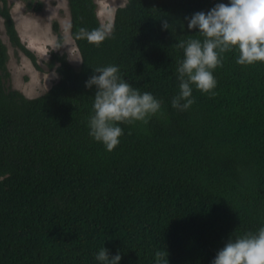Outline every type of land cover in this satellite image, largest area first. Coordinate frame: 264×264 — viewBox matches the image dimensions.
Returning a JSON list of instances; mask_svg holds the SVG:
<instances>
[{
    "label": "trees",
    "instance_id": "trees-1",
    "mask_svg": "<svg viewBox=\"0 0 264 264\" xmlns=\"http://www.w3.org/2000/svg\"><path fill=\"white\" fill-rule=\"evenodd\" d=\"M67 1L82 62L52 51L48 67L60 79L44 94L8 86L0 37V175L10 173L0 181V264H98L103 246L120 250V264H210L229 236L264 225V61L240 64L238 48L225 51L216 87L193 85L194 103L180 110L171 104L184 55L177 43L204 39L184 18L218 0H129L111 31L96 0ZM27 6L41 10L43 1ZM0 16L11 45L42 70L9 0H0ZM163 19L175 26L162 28ZM107 65L161 102L147 122L121 123L111 151L89 135L96 89L85 87Z\"/></svg>",
    "mask_w": 264,
    "mask_h": 264
},
{
    "label": "clouds",
    "instance_id": "clouds-1",
    "mask_svg": "<svg viewBox=\"0 0 264 264\" xmlns=\"http://www.w3.org/2000/svg\"><path fill=\"white\" fill-rule=\"evenodd\" d=\"M184 19L187 29H196L204 39L191 38L177 43L184 55L177 67L180 91L172 98L171 104L180 110H186L194 103L193 85L208 93L216 87L213 69L222 63L225 51L238 48L237 63L240 64L264 61V0H218L207 11H196ZM173 24L175 26V22L168 19L162 20L164 29H171ZM184 27L181 21L180 28ZM88 38L99 43L104 36L89 33ZM38 50L42 55L49 53L42 44ZM93 86L96 91L93 114L88 120L89 135L109 151L120 142L121 123L147 122L152 115L161 112L160 100L149 91L134 88L120 75L116 65L94 69L85 81V87ZM9 175L7 172L0 175V181ZM95 258L98 264H120L122 255L120 250L111 254L103 246ZM210 264H264V225L254 233L234 239L229 236Z\"/></svg>",
    "mask_w": 264,
    "mask_h": 264
},
{
    "label": "rangeland",
    "instance_id": "rangeland-1",
    "mask_svg": "<svg viewBox=\"0 0 264 264\" xmlns=\"http://www.w3.org/2000/svg\"><path fill=\"white\" fill-rule=\"evenodd\" d=\"M43 8L34 10L28 8L27 0H9L11 12L23 43L36 54L42 70L37 68L32 59L22 50L11 45L3 18L0 16V37L8 44L10 59L8 67L11 78L9 87L18 89L27 97L34 98L48 91L59 79L56 69H49L48 63L52 51L67 54L68 60L80 67L82 57L71 35V16L67 0H42ZM129 0H96L98 15L106 30L111 31L115 19V11ZM59 24V32L64 36L61 47L58 46V31L55 22ZM49 41L51 43H49ZM49 49L47 55L39 52V46ZM55 47L56 49H52Z\"/></svg>",
    "mask_w": 264,
    "mask_h": 264
}]
</instances>
